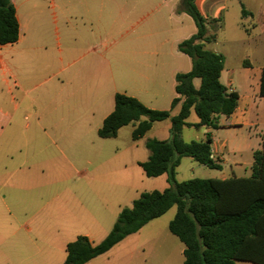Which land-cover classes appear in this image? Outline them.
I'll use <instances>...</instances> for the list:
<instances>
[{"label":"rangeland","instance_id":"rangeland-1","mask_svg":"<svg viewBox=\"0 0 264 264\" xmlns=\"http://www.w3.org/2000/svg\"><path fill=\"white\" fill-rule=\"evenodd\" d=\"M103 1L104 8L100 6L102 0H24V3L31 9L59 6L60 13L65 12L67 21L79 28L75 40H65L67 48L69 44L72 47L73 44L79 46L87 59L98 57L96 54H90L89 49L93 46V49L102 50L104 54L112 53L113 59L120 58L123 42L127 38V33L124 32L125 24L136 18L141 20V25L136 28L140 35L157 32L160 23L162 30L167 29L170 24L174 25V31L169 34L180 39L179 42L190 38L196 32L194 22L188 15L176 13L180 0ZM242 7L250 11L252 16L242 17ZM53 12L59 13L56 8ZM167 16L171 17L170 21ZM179 21L181 23L178 25ZM208 21L210 24L207 25L206 36L210 37V41L204 42V48L222 55L225 67L232 71V88L242 95L248 89L244 86L245 78L241 74L243 66L251 65L252 71L256 72H260L259 68L264 67V26H261L264 23V0H226L221 17L217 21ZM142 28L145 29L141 30ZM86 33L88 37L85 36ZM101 42H106V45L102 46ZM176 53L182 60L179 70L170 77L167 72L159 75L157 87L160 89L159 93L170 94L171 98L175 95V74L186 73L191 69L190 58ZM116 61L118 60L115 59ZM50 63L52 67V61ZM82 64L83 62H80L75 68L83 66ZM103 77L104 73H101L99 79ZM259 78L260 73L258 81L252 86L255 106L246 114V124L242 122L238 126L210 130L216 149L224 143L228 150L234 152L223 153L225 174L230 173L229 167L233 160H238L243 166L251 164L252 153L260 149L264 130V103L257 101L260 97ZM227 80L224 74L223 84H227ZM194 84L198 86L199 80L195 79ZM122 88L117 82L114 89L108 91V100L112 104L113 90L116 93L124 92ZM155 106L169 109L170 99L164 105L158 103ZM20 120L22 125L30 122V119L23 121L21 117ZM231 120L228 119L227 124H230ZM196 121L195 113L191 111L187 122ZM162 125L161 127L166 126L165 123ZM131 128H134L131 124L125 126L116 139H100L97 131H49L53 142H48V153L43 156L34 155V150L29 149V154H32L31 161L35 163V174L28 178L24 185L20 182L14 183L20 187V191L13 194V198H17L15 201L19 211L17 221H11L6 214H0V223L5 226L0 235L13 241L28 242L32 239L34 242L29 245L28 251L18 250L19 253L16 254H11L8 246L2 247L0 264H63L67 243L74 241L78 236L88 235L91 244H98L111 230L119 212L125 207H130L141 193L169 187L166 174L156 178L144 175L138 162L147 160L148 151L143 146L147 138L138 139L140 142L137 143V148L134 147L130 135ZM205 130L200 128L198 131L201 133ZM23 132L31 136V139L38 138L40 143L47 140L39 137L38 131L35 135L32 131ZM188 132H194V129L183 132L186 141L191 140ZM13 133L19 138L22 131ZM152 136L164 141L167 138L166 131L159 132L155 129L149 133V137ZM14 147L19 148L20 142ZM19 158L20 153H17L14 159ZM197 165L189 158L181 160L175 170L176 181L209 179L210 176L221 174L217 170L206 168L192 169ZM3 194H7V191H3ZM22 198L24 202L21 201ZM22 203L26 204L25 211L20 212ZM175 210L176 208L172 207L161 217L151 220L108 252L86 264H183V246L167 228ZM21 224L31 227L33 232L26 235L19 230L15 235H11ZM22 255L28 257L27 262L20 259ZM236 264L252 263L239 261Z\"/></svg>","mask_w":264,"mask_h":264},{"label":"crops","instance_id":"crops-1","mask_svg":"<svg viewBox=\"0 0 264 264\" xmlns=\"http://www.w3.org/2000/svg\"><path fill=\"white\" fill-rule=\"evenodd\" d=\"M11 1L15 8V16L19 26V38L13 44L0 46V214H6L5 216L9 217V220L17 221L19 211L15 201L17 198H13V194L20 191V187L14 183L20 182L24 185L27 179L35 174V163H32V154H29L30 148L34 150V155L43 156L44 153H48V142L49 140L53 142L49 137V131H98L103 120L114 109V96L117 93L113 90L112 104L108 100L110 94L108 91L111 88L114 89L117 82L124 89V92L119 91L120 94L136 98L146 108L164 111L165 108H156L155 105L158 103L164 105L170 99L171 106L172 100L177 95L174 92L175 95L171 98L170 94L162 95L159 93L160 89L157 88L159 75L167 72V76L170 77L179 70L182 60L176 53V45L181 40L173 38L169 34L174 31V25L170 24L167 29L162 30L160 23L157 32L140 35L136 32V28L141 25V20L136 18L125 24V31H123L127 33V38L123 42L120 58H115L118 61L115 62L112 53L110 55L104 54L102 50L93 49L94 46L89 49L90 54H96L98 57L87 59L79 46L73 44L72 47L69 44L70 46L67 48L65 40L67 38H71L72 41L75 40L79 28L67 21L65 12L64 14L60 13L61 8L59 6L31 9L25 6L24 0ZM225 1L194 0V4L204 18L218 19L225 9ZM103 3L102 0L100 6L104 8ZM55 8L59 13L53 12ZM243 10L246 14L242 17L252 16L250 11ZM170 19L171 17L167 16V20L170 21ZM179 23L181 21L178 22V25ZM261 26H264V23ZM143 29L145 28L141 30ZM85 36L88 37V34L86 33ZM101 44L104 46L106 42H101ZM80 62H83V66L75 68ZM262 68H259L260 72ZM231 72L223 62L220 82L228 91H235L231 85ZM260 72L252 71L251 65L243 66L241 74L245 78L244 86L248 89L246 88L247 90L242 95L237 93L239 98L235 111L228 117L221 116L218 119L219 128L217 129L238 126L242 122L246 124L245 116L255 106L252 86L258 81ZM101 73H104V77L99 79ZM224 74L228 79L227 84H223L222 81ZM194 80L193 85L197 88L199 84L196 86ZM148 95L150 97H147ZM257 101L264 103V97H259ZM178 111L179 106L171 111V116L176 115ZM20 117L23 121L30 119V122L22 125L21 120L19 121ZM230 118L232 120L230 124H227ZM197 121L188 123L186 120L190 125L197 123ZM166 122L168 120L154 122L142 139L150 138L149 133L155 129L159 132L166 131L167 138L165 141H167L170 123ZM164 123L166 126L161 127ZM124 127L117 131L116 137L106 139H116ZM191 128L194 129V132H188L191 140L186 141L183 138V132ZM200 128L185 126L181 130L180 136L186 143L205 141L207 135L210 137L211 158L220 164L221 168L217 171L221 174L210 176L209 179L226 180L232 177L250 176L253 159L251 164L245 166L240 164L238 160H233L229 167L230 173L225 174L223 153L231 152L233 154V150H228L224 143L219 149H216L213 146V138L210 132L212 129L205 128L206 130L200 133L198 131ZM132 130L133 128H131V133ZM13 131H22L21 136L18 138V135H14ZM23 131H32L34 135L38 131L39 137L47 140L40 143L38 138L31 139L32 137L27 136ZM151 138L159 140L153 136ZM18 142H20V147L16 149L14 145ZM138 142L140 141L133 140V146L137 148ZM17 153H20L18 160L14 159ZM185 158L188 157L181 160ZM195 164L198 163L195 162ZM39 167L37 164V169ZM201 168L214 171L200 164L192 169L201 170ZM3 191H7V194H3ZM21 201L24 202V198ZM25 205L22 203L20 212L25 211ZM4 227L0 223V232ZM19 230L25 232L26 235L33 232L31 227L21 224L11 235H15ZM85 237L88 239V235ZM33 242L32 239L28 242L24 240L13 241L8 237L2 238L0 235V252L5 246L9 247L11 254L19 253L18 250L28 251L29 245H32ZM64 253L66 258L65 248ZM30 258L33 259L32 254H30ZM20 259L23 262L28 261V257L23 255Z\"/></svg>","mask_w":264,"mask_h":264},{"label":"trees","instance_id":"trees-1","mask_svg":"<svg viewBox=\"0 0 264 264\" xmlns=\"http://www.w3.org/2000/svg\"><path fill=\"white\" fill-rule=\"evenodd\" d=\"M176 13L188 15L196 32L176 45V51L191 60L187 73L174 76L175 97L169 110L146 108L136 98L117 93L114 109L97 131L99 138H114L117 131L133 125V140L143 138L154 122L168 120L169 140L147 138L144 147L147 160L138 163L148 178L168 175L169 187L163 191L143 192L130 207L123 208L105 238L93 245L78 236L65 247L63 264H86L105 254L126 237L136 233L153 219L175 207L168 223L169 232L183 244V264H236L237 261L264 264V130L260 149L252 153L251 174L244 178L189 179L178 182L176 168L184 157L209 169L219 170L211 158L210 142H184L183 127L219 128L218 119L230 116L237 107L238 94L228 91L220 82L223 57L204 48L209 19L197 10L194 0H180ZM244 16L246 13L241 9ZM217 21V19H210ZM19 38V26L11 0H0V46L13 44ZM199 80V86L193 80ZM258 94L264 97V67L259 78ZM179 106L176 115L171 111ZM191 110L197 123L186 122Z\"/></svg>","mask_w":264,"mask_h":264}]
</instances>
